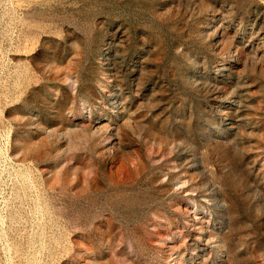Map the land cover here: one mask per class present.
<instances>
[{"label": "rangeland", "instance_id": "rangeland-1", "mask_svg": "<svg viewBox=\"0 0 264 264\" xmlns=\"http://www.w3.org/2000/svg\"><path fill=\"white\" fill-rule=\"evenodd\" d=\"M0 264H264V0H0Z\"/></svg>", "mask_w": 264, "mask_h": 264}]
</instances>
